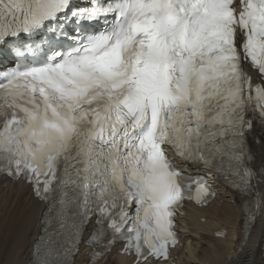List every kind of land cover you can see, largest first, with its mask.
I'll use <instances>...</instances> for the list:
<instances>
[{
  "label": "snow or ice",
  "instance_id": "snow-or-ice-1",
  "mask_svg": "<svg viewBox=\"0 0 264 264\" xmlns=\"http://www.w3.org/2000/svg\"><path fill=\"white\" fill-rule=\"evenodd\" d=\"M209 179L242 238L264 231V0H0V181L31 194L26 264H170Z\"/></svg>",
  "mask_w": 264,
  "mask_h": 264
},
{
  "label": "bare ground",
  "instance_id": "bare-ground-1",
  "mask_svg": "<svg viewBox=\"0 0 264 264\" xmlns=\"http://www.w3.org/2000/svg\"><path fill=\"white\" fill-rule=\"evenodd\" d=\"M254 151L259 160L261 150L254 148ZM255 167L259 168V163ZM238 199L222 188L212 206L190 207L184 219L186 246L170 264H264V231L258 222L250 239L242 238L243 214L237 208ZM4 221L10 225L11 238L18 247L11 253L0 254V264L6 260L26 264V248L31 243L29 232L35 231L36 214L32 211L31 194L23 185L0 181V223ZM221 231H226L225 238L219 237ZM109 264H127V258L113 254Z\"/></svg>",
  "mask_w": 264,
  "mask_h": 264
}]
</instances>
